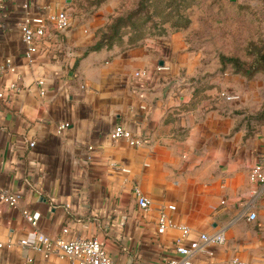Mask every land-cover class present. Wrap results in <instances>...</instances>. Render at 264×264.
<instances>
[{
    "label": "crops",
    "instance_id": "0c3cea01",
    "mask_svg": "<svg viewBox=\"0 0 264 264\" xmlns=\"http://www.w3.org/2000/svg\"><path fill=\"white\" fill-rule=\"evenodd\" d=\"M80 1L0 0V187L21 195L17 205L0 199V242L15 243L0 246V264H78L19 244L34 239L24 209L40 214L48 234L102 239L116 264H164L178 255L181 225L190 227L186 241L225 231L223 244L197 252L199 263L264 264V187L249 177L264 132L247 135L235 111L242 98L220 96L237 82L227 71L202 76L180 35L96 47L104 9L86 12ZM60 10L69 26L49 20L28 56L19 22ZM118 124L143 143L111 138ZM161 210L171 221L163 233Z\"/></svg>",
    "mask_w": 264,
    "mask_h": 264
},
{
    "label": "rangeland",
    "instance_id": "374dc122",
    "mask_svg": "<svg viewBox=\"0 0 264 264\" xmlns=\"http://www.w3.org/2000/svg\"><path fill=\"white\" fill-rule=\"evenodd\" d=\"M103 7L95 46L168 40L180 35L202 76L228 72L242 93L236 105L246 134L264 132V0H81ZM251 68L250 74L246 70ZM237 80V81H236Z\"/></svg>",
    "mask_w": 264,
    "mask_h": 264
},
{
    "label": "built area",
    "instance_id": "2783aa9c",
    "mask_svg": "<svg viewBox=\"0 0 264 264\" xmlns=\"http://www.w3.org/2000/svg\"><path fill=\"white\" fill-rule=\"evenodd\" d=\"M49 20L53 21L58 28H66L70 24V15L66 10L46 11L36 15L26 14L19 22L22 38L27 44L28 56H31L38 50V39L46 34L47 22ZM8 65L10 66L9 62ZM157 68L159 70L169 69L170 66L158 64ZM1 70H3V66L0 64V71ZM146 73V70L136 71V75ZM40 82L43 83L42 80H40ZM15 86L16 84L12 83V87ZM44 92L45 90L41 89V93ZM2 95L3 92H0V96ZM220 96L228 101H238L242 98V93L238 89L226 87L220 90ZM69 124V121L62 122L59 125V131L64 130ZM110 135L113 139L125 138L130 144L136 146L143 143L140 136L122 124L116 125L111 130ZM30 144L32 146L35 145V141H31ZM122 169L128 170V168L124 166H122ZM249 177L253 184H259L261 187H264V155L260 156L252 165ZM134 190L139 205L145 209L149 208L151 205L150 198L142 192L139 186H135ZM254 192H258V187L254 189ZM20 197L21 195L17 192L0 187L1 200L11 205H17ZM168 207L170 209H175L176 205L171 203ZM24 215L34 226L32 231L34 235L33 240L29 237H22L18 240L19 244L24 248L39 250L46 257L57 255L62 258H68L78 264H116L102 239L96 236H76L74 238H67L63 234L51 235L37 227L40 216L38 212H31L28 209H24ZM256 216L257 213L255 210H251L248 213L249 219H254ZM169 224H171V221L168 219L164 210H161L158 225L159 232H165ZM181 229L182 235L176 238V250L178 255L170 257L164 264H207L199 263L194 259L197 252L207 251L209 250L208 247L210 244H223L226 240L223 228L213 232H201L198 238L190 241H186V237L190 232V227L188 225H181ZM63 232H68V227H64ZM14 244V241L10 239L6 242H0V246L6 245L12 247ZM232 260L234 264H253L251 261L241 259L240 257H233Z\"/></svg>",
    "mask_w": 264,
    "mask_h": 264
},
{
    "label": "trees",
    "instance_id": "16d2710c",
    "mask_svg": "<svg viewBox=\"0 0 264 264\" xmlns=\"http://www.w3.org/2000/svg\"><path fill=\"white\" fill-rule=\"evenodd\" d=\"M99 46V45H98ZM98 46H96V47H98ZM260 59H264V51H263V53H261V55H260ZM246 70H249L248 72L251 74L252 73V71H250L251 70V68H247Z\"/></svg>",
    "mask_w": 264,
    "mask_h": 264
}]
</instances>
